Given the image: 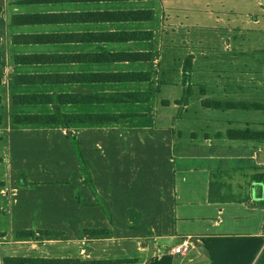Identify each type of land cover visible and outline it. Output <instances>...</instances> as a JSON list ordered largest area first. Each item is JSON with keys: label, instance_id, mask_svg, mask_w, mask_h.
<instances>
[{"label": "crops", "instance_id": "0c3cea01", "mask_svg": "<svg viewBox=\"0 0 264 264\" xmlns=\"http://www.w3.org/2000/svg\"><path fill=\"white\" fill-rule=\"evenodd\" d=\"M244 130L264 132V0H0V264H264ZM70 139L84 162L58 178Z\"/></svg>", "mask_w": 264, "mask_h": 264}, {"label": "trees", "instance_id": "16d2710c", "mask_svg": "<svg viewBox=\"0 0 264 264\" xmlns=\"http://www.w3.org/2000/svg\"><path fill=\"white\" fill-rule=\"evenodd\" d=\"M134 17L135 18H142V17L144 18V14L135 13ZM191 69H192L191 60L187 59V61L185 62V65H184V73H183V85L185 86V91H184V96L180 100V103L184 104V105L189 102V97L192 94L191 76H190ZM135 76L136 75H132L131 78H134ZM134 80H137V79H134ZM138 97L139 96L136 94H134V95H132V94H116V95L110 96V101H113V102H133V101L140 100ZM27 119L28 118H23V121H25ZM72 119H78V118L75 117ZM95 119H96V122H99V123H109V122L111 123V122H115V121L126 120L127 117L123 116L121 118V117L100 116V117L95 118ZM67 128H70V127L67 126ZM234 136L237 138H246V139L261 140V141L264 140V132H254V131H250V130L237 131L234 133ZM83 171H84V169H83ZM133 212L134 211L130 210L128 213L131 216ZM98 232H99V230H96V229L87 231V233L89 235H92V234H95Z\"/></svg>", "mask_w": 264, "mask_h": 264}, {"label": "rangeland", "instance_id": "374dc122", "mask_svg": "<svg viewBox=\"0 0 264 264\" xmlns=\"http://www.w3.org/2000/svg\"><path fill=\"white\" fill-rule=\"evenodd\" d=\"M195 97H197V95H195ZM68 145H69V148L67 150L65 143H63V145L59 144L58 149H57L59 150V154L55 153L54 155L55 168L56 166H61L63 164L65 165V167L69 168L67 175H65L64 177L58 176V174L55 173V176H58V178L69 177L73 179L75 174L78 175L77 170H78L80 163L84 162V158L82 157L81 153L78 154L79 150H77L78 149L76 148L77 145L75 146V143L73 142V140L70 139Z\"/></svg>", "mask_w": 264, "mask_h": 264}, {"label": "built area", "instance_id": "2783aa9c", "mask_svg": "<svg viewBox=\"0 0 264 264\" xmlns=\"http://www.w3.org/2000/svg\"><path fill=\"white\" fill-rule=\"evenodd\" d=\"M191 243L190 242H184L181 245L174 247L172 249L173 253L179 254V255H185L190 250Z\"/></svg>", "mask_w": 264, "mask_h": 264}]
</instances>
